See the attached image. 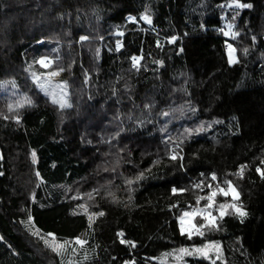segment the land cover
I'll list each match as a JSON object with an SVG mask.
<instances>
[{
    "label": "trees",
    "instance_id": "obj_1",
    "mask_svg": "<svg viewBox=\"0 0 264 264\" xmlns=\"http://www.w3.org/2000/svg\"><path fill=\"white\" fill-rule=\"evenodd\" d=\"M232 2L0 0V80L20 83L34 57L50 55L84 103L58 112L38 100L19 121L0 116V264H168L208 241L222 246L215 264H264V0ZM232 21L233 39L221 31ZM228 44L238 48L232 63ZM102 160L112 161L103 173L116 192H101L93 213L104 215L89 225L64 187L96 179ZM213 174L219 187L231 181L246 215H218L231 197L217 195L216 226L189 237L177 219L206 206L197 198L210 194ZM29 222L86 243L49 261Z\"/></svg>",
    "mask_w": 264,
    "mask_h": 264
},
{
    "label": "rangeland",
    "instance_id": "obj_2",
    "mask_svg": "<svg viewBox=\"0 0 264 264\" xmlns=\"http://www.w3.org/2000/svg\"><path fill=\"white\" fill-rule=\"evenodd\" d=\"M230 4H233V6H232L233 8L235 7L233 2ZM230 8L231 7H228V9H230ZM141 20L147 26H149L150 28H153L152 22H151V24H149V23L145 22L142 18H141ZM228 24L233 25V28L230 31L232 33H235L237 30V26H236L235 22L232 21V22H229ZM225 31H229V29L227 28ZM119 35H122V34L120 33ZM227 37L233 39V38H235V35H229ZM53 40H54V37L51 36L50 41L53 42ZM84 40H87V37H86V39H83V40L80 39V41H84ZM38 43H41V41H39ZM117 47H119V46H117ZM232 48L235 49V51L233 53V58H234V61H236L238 48H236L235 46H232ZM228 55H229V48H228ZM41 58H45L46 62L49 60L52 62L47 69L38 63V61ZM53 62H54V58L50 55L34 57L33 60L30 63H28V65L29 66H35V67L31 68V67L26 66L27 69L25 70V72H23L22 74L18 73V76L19 75L22 76L19 78H23V79H19L20 83H19L18 79L14 78V77H6L5 79L0 80V116L11 117V119L17 120V117H18L22 108H25L29 104H32V103L36 104V102L38 100L45 101L46 103L51 104L55 109H57L58 112L61 110L69 109L71 105H72V107H75L77 104H80L79 103L80 97H78L73 92L75 86L73 85L71 80L70 81L64 80L63 78H61V75L51 77L50 82H48L46 84L48 91L45 92L44 90H42L40 88V86L33 79V74H36L37 76H39L41 78V83H45V81H48L49 80L48 73L54 72L51 70V67L53 66ZM133 63H134V61H133ZM52 94H55L57 99L66 100L67 105H70V106H65V107L61 108L58 103L53 102ZM87 98H89V97H87ZM27 101H30V103H28ZM71 101H72V103H71ZM83 104L81 103L80 106L81 105L83 106ZM9 105L12 106V111H9ZM17 105H23V106L18 107ZM108 162L110 165L112 161L102 160V161H99L97 163V167L102 168V170L100 171V174L98 176H96V179H94V177L86 178V179H83L81 181L76 182L73 185L64 187L65 195L69 198H72L75 201V203H76L75 206H76L78 211L85 213L84 208H81L79 206V205H84L88 210L87 215H91V214H93L94 203L96 202L97 198L103 194L101 192L104 191V194H107V195L116 192V190L114 189L115 186L113 185V183H111L112 181H110L109 179L105 180V178H107V176L105 173H103L104 168L106 167ZM105 163H106V165L104 166ZM129 181H132V180L131 179L126 180V178L123 179L121 182L122 186H126V188H128L132 184V183L130 184ZM208 185L217 186L216 180L212 179V181L208 182ZM225 187H226V183H225ZM111 189H114V190H111ZM89 197H91V198H89ZM232 202H233V200L231 197V200L228 201L227 204L232 203ZM236 203L238 204V206L241 207V205L237 201H236ZM204 207H200V208H204ZM241 208L245 212L244 208L243 207H241ZM194 209H199V208L197 207V205H196V207L194 205V206L186 209L185 211H183L182 214L186 211H192ZM212 212H215L214 209H212ZM217 213L219 215V207L217 208ZM239 216L243 217L241 215H239ZM213 218H214V215H213ZM177 220L179 223V218ZM215 222H216V219H215ZM193 223L196 224L197 226H199L205 222L203 221L202 217L197 216L196 218H194ZM186 226H187V224H186ZM179 227H180V224H179ZM28 228H29L30 234L33 236V239L39 244L38 250L49 261L54 256L60 255L62 257H66V254L70 253V249L72 247H73V250L75 249V247H74V245L76 244L75 240H73V241L61 240V239H58L55 237V242L57 244H64L65 241H68L67 244H64V247L60 250V252L57 253L56 251H53V249L49 246V244H51L53 242L51 237H49L48 235H43L39 230H37L34 226H32L30 224V222L28 223ZM202 230L204 231V234H205L206 229L204 228ZM180 231H181V229H180ZM184 234H187V232H184ZM191 237H202V236L193 234ZM46 240L49 241V244L45 243ZM209 242H213L219 246V249H220L219 259H217L215 252L210 253L211 259H209V258H206V257L200 255V254L186 255L184 253H181L180 249H178L177 251H175L173 253V255H171V258L168 260V264H186L185 258L187 256H195V257H199V258H204V259L211 261L212 263H213V261L216 262L217 260L218 261L221 260V258H222L221 243H219L218 241H208V242H205L204 244H207ZM195 247H200V246H194V247L185 248V249L192 251L193 248H195Z\"/></svg>",
    "mask_w": 264,
    "mask_h": 264
},
{
    "label": "snow or ice",
    "instance_id": "obj_3",
    "mask_svg": "<svg viewBox=\"0 0 264 264\" xmlns=\"http://www.w3.org/2000/svg\"><path fill=\"white\" fill-rule=\"evenodd\" d=\"M233 3L235 5L236 8H244V7H251V5H245V4H241L239 3V0H233ZM233 4H229L228 7H232ZM145 22L151 24L152 20H151V16L148 14L147 10L145 11L144 14H142L141 17ZM129 20H135V17H129ZM227 28L229 29V31H224V29H221V31L224 33L225 36H229V35H236L235 33H232L230 30L233 28L232 24H228ZM81 39H86V37H81ZM176 39V37H172V40L174 41ZM229 48V62L232 63L234 62V58H233V53L235 51V49L232 48V45H228ZM133 60L135 61L136 58L133 57ZM39 64H41L44 68H48L50 66V64L52 63L50 60L46 62L45 58H41L38 61ZM59 75V72H49L48 73V77L49 80L45 81V83H41V78L39 76H37L36 74H33V79L36 81V83L40 86V88L42 90H44L45 92L48 91V88L46 87V84L48 82H50V78ZM52 98H53V102L54 103H58L60 105L61 108L65 107V106H70L67 105V101L64 99H57L55 94H52ZM28 103H30V101H27ZM18 107H22L23 105H17ZM9 111H12V106L9 105ZM5 119H7L8 117H4ZM17 121H19V117H17ZM203 130V129H201ZM33 156H35V153H33ZM182 159V157H178L177 154H175V152L172 154L171 159L172 160H176V159ZM245 165H241L240 166V172L238 173L239 175H243V169L245 168ZM258 172H260L261 176L264 177V171H261V169H257ZM37 175H39V173H37ZM139 179V177L137 178ZM212 179L216 180V176L215 174L212 175ZM129 183L131 184L132 181H129ZM226 187H217L215 190H211L210 194L207 195V197H198L197 198V203H199L200 200H207V204L204 208H199V209H194L192 211H186L184 212L180 217H179V224H180V229L181 232H187V234L189 235V237H191L193 234L196 235H200L203 236L204 235V231L202 229L204 228H208V227H215L216 226V222L215 219L212 216V209H213V204L215 201V198L217 195H223L224 197H228L231 196L233 202L232 203H228V204H220L219 207V215L221 217H223L225 215V210L226 209H232L235 213H238L241 216L246 215V213L242 210V208L240 206H238V204L236 203V201L239 200V193L237 192L236 188L232 185L231 181H226ZM197 188L202 187L201 184H197L196 185ZM208 187L211 189V185H208ZM95 191V190H94ZM173 193H176L177 191L183 192V189L177 190V189H173L172 190ZM91 198V197H89ZM81 208H84L85 213L87 214V208L84 205H79ZM104 213L103 212H98V213H93L91 215H88V220H89V225H91L92 220H93V216H103ZM197 216L202 217L203 221L205 223L197 226L196 224L193 223L194 218H196ZM31 219V218H30ZM187 224V226H186ZM119 235H123V233H120ZM48 236L52 238V243L49 244V241H45L46 244H49V246L53 249V251H56L57 253L60 252V250L64 247V244H67L68 241H65L64 244H57L55 242V234L53 233H48ZM0 239H3L2 237H0ZM123 242V241H122ZM75 243L83 246L86 241L81 240L79 237L75 238ZM181 253H184L186 255H192V254H200L206 258L211 259V255L210 253L215 252L217 259H219L220 257V249L219 246L216 245L213 242H209L207 244H204L200 247H195L193 248L192 251H189L188 249L182 248L180 249ZM213 264H215V261H213Z\"/></svg>",
    "mask_w": 264,
    "mask_h": 264
},
{
    "label": "built area",
    "instance_id": "obj_4",
    "mask_svg": "<svg viewBox=\"0 0 264 264\" xmlns=\"http://www.w3.org/2000/svg\"><path fill=\"white\" fill-rule=\"evenodd\" d=\"M261 163L264 164V160H262ZM247 165H250V164L248 163ZM240 166H241V165H240ZM240 166L235 170V174H236V175H239L238 173L240 172ZM245 166H246V165H245ZM256 167H257V169H258V168L261 169V165H257ZM244 169H245V168H244ZM244 169H243V171H244ZM219 184H220V182H218V181L216 180V185L219 186ZM217 186L212 187L211 190H215ZM211 190H209V191H211ZM195 207H196V206H195ZM197 207L200 208L201 206H200V205H197Z\"/></svg>",
    "mask_w": 264,
    "mask_h": 264
}]
</instances>
